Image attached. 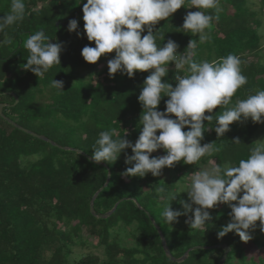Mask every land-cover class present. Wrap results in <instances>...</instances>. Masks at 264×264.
<instances>
[{"label":"trees","instance_id":"16d2710c","mask_svg":"<svg viewBox=\"0 0 264 264\" xmlns=\"http://www.w3.org/2000/svg\"><path fill=\"white\" fill-rule=\"evenodd\" d=\"M25 3L24 19L0 33V104H6L3 113L10 120L54 144L26 133L0 115V264H220L224 250L203 247L223 243L232 247L224 264H264V242L260 243L261 257L256 258L249 257L246 241L234 231L217 238L229 222L231 211L221 209V204L213 208V219L200 229L182 227V215L173 224L166 223L162 216L165 205L171 203L167 194L175 190L177 180L184 181L199 163L210 159L222 168L238 165L249 155L255 144L252 137L264 124L249 119L248 126L241 128L233 122L230 131L219 138L214 129L205 131L201 143L214 142L220 150L193 165L179 162L173 168L165 167L160 176L168 174L169 180L151 173L144 177L122 176L131 167L125 163L124 152L114 163H94L90 158L99 132L115 129L118 137L124 135L133 143L138 138L142 113L138 95L148 72L137 71L134 78L119 72L110 77L105 56L94 64L83 59L82 48L95 46L94 42H89L86 35L78 37L76 32L67 31L73 18L78 20L81 33L84 31L80 0ZM10 5L11 0H0V17L10 12ZM218 8V12L201 10L219 16L211 29H206L210 40L203 44L198 35L180 28L184 15L195 8L182 7L172 17L159 21L154 35L158 46L168 39L176 41L179 52L189 40H197V62L228 54L238 56L247 83L232 97L234 104L237 99L264 90V61L259 53L263 21L247 0H219ZM38 30H43L51 42H62L63 47L61 63L43 78L23 68L29 55L24 41ZM81 69L86 70L87 77L80 75ZM169 69L164 79L175 86L174 63L170 62ZM53 79L64 82L62 91L51 87ZM167 99H161L159 110H164ZM224 109L222 105L213 110L212 121H205L206 129L215 126L216 116ZM234 137L242 143L235 145ZM126 152L132 154L131 149ZM163 154V149L152 153ZM98 191L93 213L91 202ZM117 203L111 215L100 216ZM155 223L165 235L173 257L200 248L190 251L182 262L173 261L165 252ZM123 231L127 243L121 236ZM91 238H96L97 244ZM77 247H101L103 256L91 250L77 252Z\"/></svg>","mask_w":264,"mask_h":264},{"label":"clouds","instance_id":"9594fccd","mask_svg":"<svg viewBox=\"0 0 264 264\" xmlns=\"http://www.w3.org/2000/svg\"><path fill=\"white\" fill-rule=\"evenodd\" d=\"M81 3L84 31L81 33L75 18L69 20L67 31L76 32L78 37L86 35L89 42H94L95 46L82 48L83 59L94 64L114 52L107 60L110 77L119 72L134 78L137 71L148 72L138 95L142 107L138 138L133 143L124 135L118 137L115 129L99 132L90 158L94 163H114L124 152L125 163L131 167H127L122 176L144 177L148 173L160 176L165 167L173 168L179 162L193 165L202 157L218 152L220 149L214 142L201 143L205 131L214 129L219 138L230 131L233 122L244 123L251 119L253 123L264 124V90L232 104V97L247 83L238 56L228 54L197 62L194 59L197 40H189L183 52L178 51L180 46L172 39L163 46L156 43L155 26L182 7L197 9L184 15L180 27L183 32L198 35L200 44L209 41L206 29L210 30L213 20H218L219 16L201 10L218 12L219 0H80ZM25 14V0H11L10 12L0 17V33L22 21ZM24 47L29 55L23 68L40 78L61 63L62 42H51L43 30L29 35ZM170 62L174 63L175 86L164 79L169 74ZM51 87L62 91L64 82L53 79ZM165 96L168 97L164 101L165 108L159 110L158 105ZM230 104L232 106L228 107ZM222 105L225 109L216 116L215 126L206 129L205 121L211 122L213 110ZM232 142L242 143L239 137H234ZM127 149H131V155L127 154ZM159 149L165 154L153 156ZM184 192L187 200L178 201L183 211L174 210L170 203L165 205L162 216L166 223L178 222L184 215L190 229H200L213 219L209 209L227 204L231 210L230 220L219 230L217 238L234 231L241 240L248 241L257 228L264 233V139L256 140L247 158L240 159L236 166L222 168L213 161L211 167L195 171L190 183L177 185L167 194V199L176 200L177 195Z\"/></svg>","mask_w":264,"mask_h":264},{"label":"rangeland","instance_id":"374dc122","mask_svg":"<svg viewBox=\"0 0 264 264\" xmlns=\"http://www.w3.org/2000/svg\"><path fill=\"white\" fill-rule=\"evenodd\" d=\"M247 5L253 9V10H256L259 12V17L262 18V21H263V25L261 26L260 30H259V33H260V36H263L262 38V48L261 50L259 51L260 53V56H261V61H264V11L262 10V1L261 0H247ZM232 10H230L231 12ZM112 53L108 54L106 57V65H107V60L112 58L111 56ZM115 54V53H114ZM103 65H101L100 67H102ZM80 75H83L85 77H87V72L86 70L84 69H81L80 71ZM239 123V122H238ZM246 126H248V121L244 122V123H239V127L241 128H246ZM258 139H264V125H262L256 132V134L252 137V141L255 143L256 140ZM155 153H159V150L155 151ZM212 162L213 160L210 159L208 160L207 162L205 163H199L198 166H197V170H199L200 168L202 167H211L212 166ZM225 166H233V165H230V164H226ZM224 166V167H225ZM194 173V172H193ZM191 173V175L193 174ZM190 176L186 177V179L184 181H179L177 180V185L179 184H184V183H190ZM159 178H167L168 180L171 178V176H169L168 174L165 175V176H159ZM183 198L185 200H187V193L184 192V193H180L177 195V199L176 200H173L171 201V207L174 209V210H181L183 211V208H182V205L179 204V200ZM221 209H230L228 207L227 204H221L220 206ZM211 215L214 214V210L213 209H209ZM189 215H191V213H189ZM183 219L181 221V226L182 227H187L188 224L185 223L187 217L182 215ZM229 220H230V217H229ZM227 221V220H226ZM257 224H259V221H257ZM121 236L123 237L125 243H127V240L129 241L128 237L126 236L125 232L123 231ZM251 236L252 238L248 241H246V246L248 248L247 250V253L249 255V257H252V256H255L256 258L259 256L261 257V254H262V249L260 248V243L261 242H264V233H262L259 228H257L255 231H253L251 233ZM91 240L97 244V239L96 238H91ZM79 247L76 248V251L77 252H83V251H88V250H91V252H93L94 254H98V255H101L103 256V249L101 247L97 248V247H91L89 249H78ZM248 262L250 263V260H248Z\"/></svg>","mask_w":264,"mask_h":264},{"label":"water","instance_id":"95a60500","mask_svg":"<svg viewBox=\"0 0 264 264\" xmlns=\"http://www.w3.org/2000/svg\"><path fill=\"white\" fill-rule=\"evenodd\" d=\"M13 95H14V94H13ZM16 102H18V98H16ZM5 105H6V104H4V103L0 104V115H1L4 119L8 120L11 124L15 125L16 127L20 128L21 130L25 131L26 133H29V134H31V135L37 137V138H40V139H43V140H46V141H49V142L53 143L52 140L46 138L45 136L40 135V134H38V133H36V132H33V131H31V130H29V129H27V128H24V127L18 125L16 122L10 120L8 117H6V116L4 115V113H3V108L5 107ZM53 144H54V143H53ZM101 190H103V188H102ZM101 190H100V191H101ZM100 191H98V192L95 194V196H94V198H93V200H92V202H91V211H92L93 213H95V209H94V201H95L96 197L98 196V194L100 193ZM118 204H119V203H117L116 206L113 208V210H111L109 213H107V214H103V215H100V216H101V217H107V216L111 215V214L115 211V209L117 208ZM152 220H153V219H152ZM153 221H154V220H153ZM155 225H156V227H157V229L159 230V233H160V235H161V238H162V242H163V246H164L165 252H166V254H167L169 257H171V259H172L173 261H175V262H182V261H184V260L187 259V257L189 256L190 251H192V250H194V249H196V248H200V247H194V248H191V249H189V250H188V251H187L182 257H180V258H175V257H173L172 254H171V251H170V249H169V246H168V244H167V241H166L165 235L163 234V232L161 231L160 227H159L156 223H155ZM203 248H209V249L220 248V249L224 250V254H223V257H222V260H221L220 264H224V263H225V261L227 260V257H228V255H229V253H230L231 250H232V247H231L228 243H223V244H218V245H213V246H204Z\"/></svg>","mask_w":264,"mask_h":264}]
</instances>
